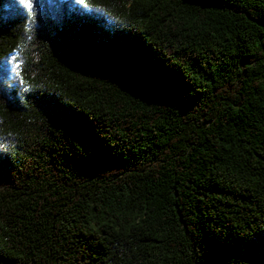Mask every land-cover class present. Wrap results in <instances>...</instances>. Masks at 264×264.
<instances>
[{"label": "trees", "instance_id": "16d2710c", "mask_svg": "<svg viewBox=\"0 0 264 264\" xmlns=\"http://www.w3.org/2000/svg\"><path fill=\"white\" fill-rule=\"evenodd\" d=\"M0 264H264V0H0Z\"/></svg>", "mask_w": 264, "mask_h": 264}]
</instances>
